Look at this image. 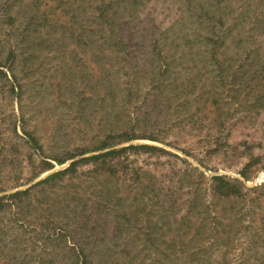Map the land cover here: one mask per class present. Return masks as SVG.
<instances>
[{
    "label": "rangeland",
    "instance_id": "374dc122",
    "mask_svg": "<svg viewBox=\"0 0 264 264\" xmlns=\"http://www.w3.org/2000/svg\"><path fill=\"white\" fill-rule=\"evenodd\" d=\"M102 144L162 150L114 159L112 211L88 227L65 181L0 211V264H72L82 245L102 263L264 264V0H0V195ZM213 175L244 195L214 197Z\"/></svg>",
    "mask_w": 264,
    "mask_h": 264
},
{
    "label": "trees",
    "instance_id": "16d2710c",
    "mask_svg": "<svg viewBox=\"0 0 264 264\" xmlns=\"http://www.w3.org/2000/svg\"><path fill=\"white\" fill-rule=\"evenodd\" d=\"M101 11L102 8L100 9V12ZM215 12L217 13V11ZM109 17H111L110 19L113 20V17L111 15H109ZM215 17H217L221 25L224 24L223 14L218 13L217 15H214V18ZM207 37L208 39L210 37L211 41L213 40L212 34L208 35ZM222 41L223 39L221 40V42ZM212 50V52L215 53L216 47L212 46ZM28 136L29 137L26 138L27 142L30 143L33 149L39 150L40 146L37 144L36 139L31 135ZM136 148L162 150L161 148L155 145L145 144H130L119 148L109 149V146L107 144H102L96 149L99 150V152L87 156H81L77 159H74L75 157L71 156L69 157V159L73 158V160L70 161L66 167L53 171L52 173L46 175L44 178L34 182L33 184L23 189H16L10 193L0 195V211H4L7 207H11L13 204L21 203L23 201V198L28 197V195L38 186L49 185V187L52 188L61 185V182L65 181L64 185L62 186L64 190L63 192L59 193V197L57 199H59V202L63 203L64 208L68 212L67 216L69 217V213H79V215H81V218L83 217L85 219L81 223V227H88L91 216L95 218V222H99L103 218L100 215H109L112 211L111 207L113 206L112 194L110 193L109 188L106 187V183L104 182L108 179V177H106V175L104 174L106 172H115L119 162L117 161V163H114V159L117 156L121 155V153L125 152L128 149ZM82 154L84 153H80L78 155ZM50 159L55 161L58 165H61L66 161V159H60L58 157H53ZM46 164H48L49 166L47 167V169L53 168V166L48 161H46ZM87 164H90L91 167L88 168L86 171L79 172L80 167ZM82 174H86L85 178H81ZM210 181V189L214 197L230 199L233 197L243 196L245 193L244 189L246 188L241 187V183L237 179L231 180L225 175H213L210 177ZM41 189L42 188L39 187V190ZM87 211L88 215L86 214ZM96 224L98 225V223H95L94 226H96ZM71 246L72 247L70 248V250H73L74 245ZM87 246L89 245H82L80 246L79 251H77L76 253L74 252L72 264H115V261L113 262L111 260L102 263L101 260L97 259L100 255H95V253H101V251L96 250L95 248H93V246H90L91 248L87 249ZM101 247L103 248V253H107L108 255L110 251L109 245H101ZM166 248H168L169 251L171 250L170 247ZM162 253L164 254L165 251ZM107 255L104 254V256ZM168 255L172 259L170 261V264H177V261L179 259L178 255H175L172 250L171 254L168 253ZM158 261L160 262V264H168L161 257L158 259ZM197 261H199V259H194L191 263L189 262L183 264H204V262L202 261L195 263ZM124 262H126L125 259Z\"/></svg>",
    "mask_w": 264,
    "mask_h": 264
}]
</instances>
